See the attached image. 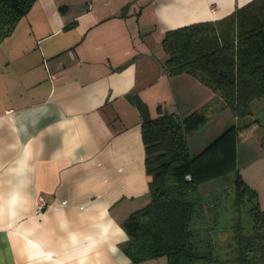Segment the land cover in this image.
<instances>
[{
  "label": "crops",
  "instance_id": "0c3cea01",
  "mask_svg": "<svg viewBox=\"0 0 264 264\" xmlns=\"http://www.w3.org/2000/svg\"><path fill=\"white\" fill-rule=\"evenodd\" d=\"M248 1H34L0 41V264L156 260L134 263L121 249L122 222L149 201L142 116L186 115L213 96L189 74L166 73L161 40ZM167 87L174 107L162 99ZM259 107L264 98L252 101L247 121L223 110L192 153L231 124L257 120L237 144L236 164L254 155L264 172V134L252 136ZM243 179L264 210V178ZM40 194L47 205L38 214Z\"/></svg>",
  "mask_w": 264,
  "mask_h": 264
},
{
  "label": "trees",
  "instance_id": "16d2710c",
  "mask_svg": "<svg viewBox=\"0 0 264 264\" xmlns=\"http://www.w3.org/2000/svg\"><path fill=\"white\" fill-rule=\"evenodd\" d=\"M34 1L0 0V41ZM126 10L124 6L121 14ZM161 46L169 76L189 74L213 96L186 115L159 111L155 117L142 116L149 201L122 222L127 239L121 249L134 263L159 257L167 264L218 261L211 242L197 237L194 222L204 212L198 189L233 173L234 203L237 207L249 203L252 218L251 230L237 235L233 260L264 264V210L236 164L237 144L258 121L231 124L198 152L192 153L188 145L189 138L223 110L236 118L248 117L252 101L264 98V0H250L218 20L167 30Z\"/></svg>",
  "mask_w": 264,
  "mask_h": 264
},
{
  "label": "rangeland",
  "instance_id": "374dc122",
  "mask_svg": "<svg viewBox=\"0 0 264 264\" xmlns=\"http://www.w3.org/2000/svg\"><path fill=\"white\" fill-rule=\"evenodd\" d=\"M161 96L168 107H174L172 105L174 97L168 87ZM255 115L260 119L262 125L253 130L252 136L259 137L260 133L264 134V108L259 107ZM243 119L245 121L249 120L248 117H243ZM213 122L216 123L217 119L200 128L189 138L188 145L191 152L193 151V143L197 138L200 137L206 141L216 131L210 128ZM252 129L246 134L247 136ZM261 141H264V137L261 138ZM258 162L261 163L254 155L248 156L244 161H241V159L237 161V167L242 177L253 184L260 182L264 178V172L259 168ZM233 180V173H229L201 184L198 189L199 201L204 204L202 207L204 212L198 213L194 224L198 231L197 237L210 241L213 247V254L218 258V261L211 262V264H236L233 257L236 253L237 235L239 231L242 234L248 233L252 227V218L249 213L250 204L246 202L241 207H237L234 203L235 189ZM257 201L259 203V200ZM236 223H239V226ZM151 262L152 264H167L165 257H159Z\"/></svg>",
  "mask_w": 264,
  "mask_h": 264
},
{
  "label": "built area",
  "instance_id": "2783aa9c",
  "mask_svg": "<svg viewBox=\"0 0 264 264\" xmlns=\"http://www.w3.org/2000/svg\"><path fill=\"white\" fill-rule=\"evenodd\" d=\"M214 10V9H213ZM47 205V200L43 195H38L36 199V213L40 214Z\"/></svg>",
  "mask_w": 264,
  "mask_h": 264
}]
</instances>
